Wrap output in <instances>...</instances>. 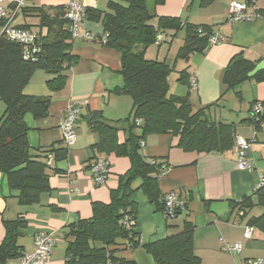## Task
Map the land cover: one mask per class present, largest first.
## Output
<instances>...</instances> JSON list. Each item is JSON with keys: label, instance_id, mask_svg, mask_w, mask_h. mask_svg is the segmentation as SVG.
Wrapping results in <instances>:
<instances>
[{"label": "crops", "instance_id": "1", "mask_svg": "<svg viewBox=\"0 0 264 264\" xmlns=\"http://www.w3.org/2000/svg\"><path fill=\"white\" fill-rule=\"evenodd\" d=\"M13 1L15 0H0V6L7 8ZM23 1L26 9H47L65 7L69 0ZM108 1L81 0V4L85 9L105 12ZM232 1L243 0H215L208 6H201L200 0H166L162 5L149 7L150 14L155 17H177L193 25H208L212 27L213 35L224 38L222 44L191 55L188 61H184L187 65L180 66L178 70L179 61H175V56L183 44L184 33L172 36V32L164 31L161 42L155 44L157 49L154 59L148 55V49L145 51V58L168 64V57L174 53L172 64H168L174 65V72L170 74H174V84L170 83V76L168 78L169 93L177 97L187 93L189 88L177 82L178 72L186 70L189 78H195L196 81L195 88L190 89L189 98L194 108L216 103L210 111L214 120L233 124L235 135L251 142L247 158L254 167L252 171H243L236 167L235 145L223 153H197L184 152L178 147V139L166 134L149 135L141 141L143 146H140V154L146 161H160L170 169L165 176L158 178L159 193L177 192L185 201L186 207L176 219L167 221L145 195L136 190L140 184L137 180L133 183L135 191L132 193L134 196L138 192L137 196L131 197L136 205L135 232L143 244H148L178 233L183 222L187 221L194 227V248L200 264H240L246 259L264 260V229L251 226V238L247 241L242 239L243 226L250 218L259 217L263 212L251 214L255 208H259L254 207L241 218L237 210L229 207L231 201L236 202L255 192L260 182L259 172L264 169V120L259 130L250 122L253 103H264V82L249 78L219 100L223 91L221 79L224 70L234 56L241 55L255 65L264 61V18L250 23L228 21V6ZM256 5L259 11L264 12V0H256ZM21 10L13 19V24L29 25L30 30L37 32L38 19L24 16ZM32 21L34 23L31 24ZM150 24L156 26V19H152ZM86 34L93 39H87ZM103 35L100 22L85 19L79 27L77 37L71 39V54L77 57V62L66 72L64 87L58 92H51L45 83L53 76L37 71L23 89L27 96L50 99L45 118L35 119L30 114L24 117L28 128L29 153L41 160L50 154V149L64 147L60 124L68 105L75 104L79 109V117L75 123V143L66 148L65 159L54 162L53 168L47 170L50 190L40 195L38 203L20 206L15 199L16 192L7 188L0 174V243L5 236L2 221L21 218L26 224L25 228L19 230L20 236L17 239L21 252L33 250V240L38 234L51 233L55 236L56 244L51 253L50 264L64 263L65 250L64 259L61 260L55 249L58 243H66L64 235L67 226L90 218L92 202L107 204L110 191L117 188L118 178L130 168L126 157L97 155L91 150L97 136L90 131L88 115L99 112L105 119L114 122L127 115L130 105L129 97L116 96L112 92L122 85L119 74L121 54L102 44ZM167 38L170 42L164 50L162 45ZM238 95L241 103H237ZM241 104H244L243 108ZM4 108L0 101V118ZM117 139L119 144L123 143L125 134L120 131ZM95 155L106 159L109 164V176L100 186L93 185L89 170ZM221 240L227 244L240 243V253L224 252ZM120 251L122 250L115 253L120 259L130 260L135 264H153L151 257L141 247Z\"/></svg>", "mask_w": 264, "mask_h": 264}, {"label": "trees", "instance_id": "2", "mask_svg": "<svg viewBox=\"0 0 264 264\" xmlns=\"http://www.w3.org/2000/svg\"><path fill=\"white\" fill-rule=\"evenodd\" d=\"M166 0H109L107 11L86 9L85 19L100 22L106 36V46L121 54L119 74L122 85L112 92L116 96H127L130 105L127 115L118 121H109L101 113L88 115L90 131L97 136L91 150L97 155L126 157L130 162L128 171L118 178L117 188L110 191L107 204L92 202V215L67 226L63 264H105L107 257L120 264L135 262L118 258L119 250L141 247L151 257L153 264H200L195 253L193 225L183 222L182 229L158 241L143 244L135 232L136 205L131 200L135 191L133 183L140 181L136 190L141 191L158 212L163 211L158 190L160 164H151L140 154V142L149 135L166 134L178 139V147L184 152L223 153L235 145V127L215 121L211 109L216 105L194 108L190 98V78L186 70L178 72L177 82L189 88L182 97L169 93L168 78L174 72V65L148 60L145 51L153 44L160 32L170 31L172 36L184 33L182 46L177 50L175 61H188L196 53L208 48L211 26L193 25L177 17H155L149 7H156ZM215 0H200L201 6H208ZM250 1V0H247ZM64 6L52 8H22L21 14L38 19L37 35L40 37L39 53L34 58L24 57L22 45L7 40L0 34V101L4 113L0 118V174L7 188L16 192L20 206L38 203L41 194L50 190L45 160L29 153L28 128L24 122L26 114L35 119L48 114L50 99L27 96L23 89L34 73L43 71L53 78L46 81L51 92L60 91L66 82V72L77 62L71 54V36L68 22L64 19ZM264 18V12H261ZM156 19V26L150 24ZM0 20V30L3 26ZM31 29L29 25L17 26ZM255 64L241 55L234 56L224 70L221 84V100L228 91L249 80L247 74ZM264 82V70L252 77ZM240 101V95L237 96ZM256 103V102H255ZM254 104V103H253ZM264 116L259 122H250L260 129ZM122 131L125 140L119 144L117 135ZM54 162L67 156L66 148L50 149ZM95 155L92 161L99 159ZM156 161V160H155ZM186 207V203H185ZM241 218L254 207L264 209V186L251 196L229 203ZM185 209V208H184ZM178 212L175 219L181 215ZM133 220L128 229L124 218ZM167 220V219H166ZM174 220V219H173ZM171 221V220H167ZM5 236L0 243V264L21 255L17 246L19 230L26 224L21 218L3 220ZM248 226L264 229V211L259 217L248 220Z\"/></svg>", "mask_w": 264, "mask_h": 264}, {"label": "built area", "instance_id": "3", "mask_svg": "<svg viewBox=\"0 0 264 264\" xmlns=\"http://www.w3.org/2000/svg\"><path fill=\"white\" fill-rule=\"evenodd\" d=\"M24 8L23 0H15L9 7L4 8L0 6V20L3 21L0 34L7 40L20 44L25 49L24 57L34 58L35 54L39 53L40 37L36 32L29 29H21L13 24V19L17 13ZM86 9L81 4V0H69L65 5L64 19L68 22V32L71 39L77 37L79 27L85 20ZM263 18L257 5L256 0H243L242 2L232 1L229 3L227 20L232 23H250ZM86 38L92 40L93 37L86 34ZM162 40V35L158 34L155 44L158 45ZM102 44L106 43V36L101 38ZM224 42V38L217 35H212L208 40V47L220 45ZM196 86L195 78H190V87L194 89ZM264 116V103L256 102L250 108V118L259 122ZM79 117V109L75 104H69L65 115L61 121L60 128L62 131V144L65 148L73 145L76 141L75 123ZM143 146V142L140 143ZM251 142L246 141L238 136L235 137V152L237 157L236 167L243 171H252L254 165L248 160L247 155L250 149ZM48 168H53L54 158L52 154L47 155L45 160ZM160 164L157 177L165 176L170 169L160 161H151V164ZM91 180L93 185H103L109 176V164L106 159H96L89 165ZM260 182L257 188L264 186V169L259 172ZM163 204L162 215L167 220L175 219L178 212L183 211L185 208V201L180 197L177 192H168L161 195L159 198ZM242 216V213L239 214ZM240 222V221H238ZM123 224L129 229L133 220L126 216ZM244 231L242 239L247 241L251 238L252 227L248 225L243 226ZM222 242V240H221ZM223 243L222 249L228 254H239L241 251V244H227ZM56 244V238L51 233H41L34 237L33 250L24 251L19 258L15 261H8L5 264H50L51 253ZM105 264H120L117 261L107 257ZM240 264H264L263 259H246Z\"/></svg>", "mask_w": 264, "mask_h": 264}, {"label": "rangeland", "instance_id": "4", "mask_svg": "<svg viewBox=\"0 0 264 264\" xmlns=\"http://www.w3.org/2000/svg\"><path fill=\"white\" fill-rule=\"evenodd\" d=\"M192 1V0H191ZM189 3H190V1H189ZM32 23H34L33 21L31 22V24ZM159 34H161L162 35V38H163V32H160ZM169 42H170V39L169 38H167V41H166V43H163V49L165 50V49H167V47H168V44H169ZM181 44V43H180ZM174 45H176V44H174ZM175 48H176V46H175ZM175 48H174V50H175ZM156 49H157V46L155 45V44H153V45H151L149 48H148V55L151 57V59H154V54H155V51H156ZM174 50H173V52H174ZM173 55H174V53H173ZM173 55L171 56L170 55V57H168V59H167V63L168 64H172V62H173ZM153 57V58H152ZM179 62H178V65L179 66H177V68H178V70H179V68H180V66H182V65H187V64H185V62L184 61H182V60H178ZM174 74H172L171 76H170V80L169 81H171L170 83L171 84H174ZM173 77V78H172ZM121 97V96H120ZM123 97V96H122ZM124 97H127V96H124ZM242 101H238L237 103H241ZM241 106H242V108L244 107V104H241ZM138 193V192H137ZM137 193H135V195L137 196ZM133 195V194H132ZM131 195V197H133V198H135L136 196L134 195V196H132ZM139 195V194H138ZM134 200V199H133ZM264 211V209H262V208H255L252 212H251V214H261L262 212ZM26 242L28 241V240H25ZM25 241H23V242H25ZM65 246H66V243H63V242H60V243H58V245H57V247H56V252H58V254H59V258L62 260V259H64V250H65ZM125 250H130V249H125ZM124 250H122V251H120V252H123ZM119 252V253H120Z\"/></svg>", "mask_w": 264, "mask_h": 264}, {"label": "water", "instance_id": "5", "mask_svg": "<svg viewBox=\"0 0 264 264\" xmlns=\"http://www.w3.org/2000/svg\"><path fill=\"white\" fill-rule=\"evenodd\" d=\"M263 70H264V61H261L258 64H256L255 67L247 74V78H252L258 72Z\"/></svg>", "mask_w": 264, "mask_h": 264}]
</instances>
